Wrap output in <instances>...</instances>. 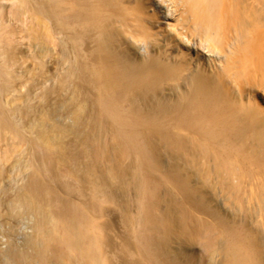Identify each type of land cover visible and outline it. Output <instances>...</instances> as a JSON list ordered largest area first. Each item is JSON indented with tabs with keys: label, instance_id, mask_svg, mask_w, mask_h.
<instances>
[{
	"label": "bare ground",
	"instance_id": "obj_1",
	"mask_svg": "<svg viewBox=\"0 0 264 264\" xmlns=\"http://www.w3.org/2000/svg\"><path fill=\"white\" fill-rule=\"evenodd\" d=\"M0 264H264V0H0Z\"/></svg>",
	"mask_w": 264,
	"mask_h": 264
},
{
	"label": "rangeland",
	"instance_id": "obj_2",
	"mask_svg": "<svg viewBox=\"0 0 264 264\" xmlns=\"http://www.w3.org/2000/svg\"><path fill=\"white\" fill-rule=\"evenodd\" d=\"M20 15H21V13H20ZM19 15V17L20 18H22V15L20 16ZM19 24V23H18ZM5 27L8 29H4L5 31H4V35L6 36L8 33H9V31L11 32V31H13V29H15L14 27L12 28V27H10V26H6L5 25ZM12 29V30H11ZM3 30V29H2ZM1 30V31H2ZM40 31H41V34L42 33H44V35L42 34L41 36V42L42 41H47V42H42L41 44H43L42 46H41V44H40V46L43 48V46L45 47V48H48V49H46L45 50V48H44V50L47 52V53H45V51H44V56H45V54H46V58H44V56L42 57V60L44 59H46L45 60V66H47V68L49 69L48 70V74L50 73V75L52 76H58L61 72H62V69L63 68H60V67H64V66H62L63 64H64V60H60V59H62V50H61V47H58V46H60L58 43H56V40H53L49 35L47 36V33H46V31L45 30H43V29H39L38 30V32L40 33ZM5 32H7L6 34H5ZM46 34V35H45ZM4 35H3V37H4ZM45 36V37H44ZM2 37V38H3ZM7 37V36H6ZM6 37H4V39L6 38ZM44 37V38H43ZM48 38V39H47ZM3 39V40H4ZM2 40V41H3ZM48 40H50V41H48ZM52 40V41H51ZM54 41V42H53ZM4 42H6L7 44H8V42H9V45L7 46L6 44H4V47L5 48H7L8 49V47H9V49L10 48H12L13 47V43L11 42V41H9L8 39H6L5 41H3L2 42V44L4 43ZM52 42V43H51ZM47 43V44H46ZM51 43V44H50ZM57 45V46H54V45ZM48 46V47H47ZM50 46V47H49ZM53 46V47H52ZM52 47V48H51ZM54 47L56 48V49H54ZM57 47H58V49H57ZM36 50V49H35ZM53 50H56V51H54V52H56V53H54L53 52ZM59 50H61L60 52H58ZM36 52H39L38 50H36ZM50 53V54H49ZM60 53H61V55H60ZM25 54V56H27V53L23 50V54H20L21 56L22 55H24ZM40 54V53H39ZM47 54H48V56H47ZM55 55L54 57H53V55ZM20 55H19V57H20ZM50 55V56H49ZM58 55V56H57ZM60 55V56H59ZM57 56V57H56ZM17 57V59L19 58L18 56H16ZM22 57H24V56H22ZM22 57H20L21 59H23ZM56 57V58H55ZM58 57H60V59L58 58ZM25 58V57H24ZM27 58H29V59H27ZM49 60H48V59ZM54 58H55V60H54ZM16 59V60H17ZM27 59V60H26ZM26 59H24V61L23 60H21V61H23L22 63L23 64H25V66L24 65H21V66H19V67H26V69L27 68H29V66H26V65H30V64H32V61H31V59H30V57L28 56V57H26ZM19 60V59H18ZM29 60V61H28ZM43 60V61H44ZM59 60V61H58ZM50 61V62H49ZM18 62V64H19V61H17ZM28 62H29V64H28ZM61 62L63 63V64H61ZM27 63V64H26ZM58 63V64H57ZM17 64V65H18ZM20 65V64H19ZM57 65V66H56ZM57 68H56V67ZM24 68H21V69H23L24 70ZM55 69V70H54ZM59 69V70H58ZM37 69L36 70H33V73H36V75H37ZM55 71H56V73H55ZM57 71H58V73H57ZM60 72V73H59ZM57 74V75H56ZM38 76V78L37 79H39L40 77H39V75H37ZM36 77V76H35ZM7 92H9V93H7ZM12 93V92H11ZM10 93V91H6V93H3L4 95H3V98L5 99V100H9V98H13V94H11ZM14 93V92H13ZM15 94V93H14ZM12 96V97H11ZM26 99H25V101H24V105L26 104V103H35L36 102V100L35 99H33V96H30V97H25ZM27 99H29V100H27ZM23 109L25 110V111H27L25 108H24V106H23ZM28 113V114H27ZM26 113V116H27V118H29L30 120L32 119V118H39V113H34V112H27ZM34 115V116H33ZM17 130H19L20 131V129L18 128ZM15 140H13L14 141V143H13V141L12 140H10V141H12V143L13 144H15V145H13V144H11L10 143V141H9V143H7L6 144V146H2V147H4L5 149H6V152H5V158H6V163H5V165L7 166V165H9L8 167H9V169H8V171L9 172H7V177H5V179L2 181L3 183L2 184H7V185H11L12 184V182H13V174H14V171L12 170V167L13 166H11L10 164L12 163V161L13 160H19V158H20V155H21V149H23V148H21L22 146H20V144L18 143L17 145H16V141H18L17 140V138H14ZM15 146V147H14ZM18 146H19V148H18ZM17 148V149H16ZM15 149V150H14ZM18 151H20V154H19V152ZM17 153V154H16ZM17 156V157H16ZM22 156V155H21ZM65 164H66V166H65ZM63 166H65L68 170H73V172H74V168L71 166V164H68L67 165V163H65ZM61 168H63V167H61ZM66 168H65V170H66ZM217 198H215V200L214 201H217L216 200ZM219 199V198H218ZM197 211H200V213L201 214H203V213H206V209L204 208V206L201 204V203H199L198 204V207H197ZM237 215V214H236ZM235 215V216H236ZM194 243V247H195V249H197V248H199L200 247V241L199 240H195V242H193ZM207 244H209V243H206L205 245H202V252H199L198 253V255H202V258H203V260L205 261V259H208L209 258V255H210V252H208L209 250H211L210 248V246L209 245H207ZM207 245V246H206ZM208 247V248H207ZM197 253V252H196ZM203 253V254H202ZM207 257V258H206Z\"/></svg>",
	"mask_w": 264,
	"mask_h": 264
}]
</instances>
